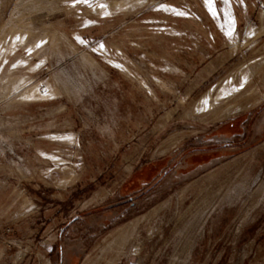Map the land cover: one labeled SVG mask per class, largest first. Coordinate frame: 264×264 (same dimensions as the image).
Returning <instances> with one entry per match:
<instances>
[{
  "label": "rangeland",
  "instance_id": "374dc122",
  "mask_svg": "<svg viewBox=\"0 0 264 264\" xmlns=\"http://www.w3.org/2000/svg\"><path fill=\"white\" fill-rule=\"evenodd\" d=\"M0 264H264V0H0Z\"/></svg>",
  "mask_w": 264,
  "mask_h": 264
},
{
  "label": "snow or ice",
  "instance_id": "6c2138e0",
  "mask_svg": "<svg viewBox=\"0 0 264 264\" xmlns=\"http://www.w3.org/2000/svg\"><path fill=\"white\" fill-rule=\"evenodd\" d=\"M84 2H87V0H84ZM224 2H225V3H227V2H228V0H224Z\"/></svg>",
  "mask_w": 264,
  "mask_h": 264
}]
</instances>
